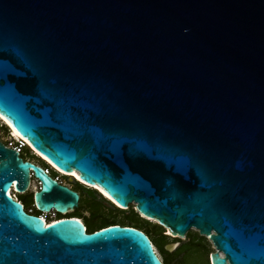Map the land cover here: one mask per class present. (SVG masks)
Returning a JSON list of instances; mask_svg holds the SVG:
<instances>
[{"label":"water","instance_id":"obj_1","mask_svg":"<svg viewBox=\"0 0 264 264\" xmlns=\"http://www.w3.org/2000/svg\"><path fill=\"white\" fill-rule=\"evenodd\" d=\"M0 115L210 264H264V0H0ZM30 173L38 211L78 208L0 141V264H163L139 229L27 213Z\"/></svg>","mask_w":264,"mask_h":264},{"label":"rangeland","instance_id":"obj_2","mask_svg":"<svg viewBox=\"0 0 264 264\" xmlns=\"http://www.w3.org/2000/svg\"><path fill=\"white\" fill-rule=\"evenodd\" d=\"M6 135L7 134H6L5 127L0 126V140L2 142L6 139ZM20 157L24 161H26V160L27 161H32L36 165H40V166L42 165V162L37 157L32 155L27 150V148H23V151L20 154ZM51 173H52V171H51ZM53 173L56 174L57 177L65 185L69 186L70 188L75 189L79 193L80 201L78 203V208H80V213H81V215L84 218H88L90 213L93 214L94 216L101 214L102 216L115 217V218H119V219L120 218L121 219L125 218L122 215L123 213H121L120 211L115 210L114 207H111L106 202L101 201L100 196L99 197L97 195L95 196L92 192L88 191V190H90L89 187H85V186H82V185H81L82 187L78 186L73 181L68 180V177L66 175H63L61 173H57L56 171H53ZM33 184L37 185V187H38V183L35 180L33 181ZM33 190L34 189L32 188V186H30V189L28 191H26L25 193H16V198L17 199L21 198V197L23 198V197H25L26 195H29V194L32 195ZM95 199L98 201V203L95 201ZM28 208H34L32 200H31V203H30ZM128 208H132V210L135 211L134 210V206L132 204H130L127 208L121 209V210H124L126 212L128 210ZM46 216L49 217L50 215L46 214ZM133 217L134 216H132V218ZM150 222L153 223L155 221H150ZM49 223L50 222H48L47 224H49ZM163 228H164L163 234L165 236H167L166 244H169V243L178 244L170 252H173L179 246V244H181L182 242H186L187 240H189L192 235L194 236L195 239H198L197 235L195 234L196 230H194V229H191V230L188 231L189 233H191L190 235H187V233H186L184 236H172L167 228H165V227H163ZM206 241L208 243V249L206 251L204 250V253H203V251H198V252H195V253H190V252L189 253H185V254H183L182 258L180 259L179 264H207V263L210 264L209 254H210V252L213 251V246H212V244L210 243V241L207 238H206ZM185 247H187V245L183 246V248H185ZM154 249H155V252L158 255V257L162 260L163 256L160 254L158 249L156 247H154ZM206 261H207V263H206Z\"/></svg>","mask_w":264,"mask_h":264},{"label":"trees","instance_id":"obj_3","mask_svg":"<svg viewBox=\"0 0 264 264\" xmlns=\"http://www.w3.org/2000/svg\"><path fill=\"white\" fill-rule=\"evenodd\" d=\"M73 182L77 184L78 186H81V184H79L78 182L76 181H73ZM88 191L92 192L95 196L96 195L98 197L100 196L96 191L92 189ZM100 199L101 201L106 202L111 207H114L115 210L123 213L122 215L125 218L119 219L115 217L102 216L101 214L94 216L93 214L90 213L88 218H86V222H85V226H86L85 229L87 232H92V231L98 230L108 225L128 226V227L139 229L143 231L149 237L153 246L156 247L158 251L160 252V254L163 256V259H162L163 264H179L180 259L182 258L183 254L189 253V252L195 253L198 251H203L204 253V250L206 251L208 249V243L206 241V238L203 236H199L198 233L195 232L198 239H195L194 236L192 235L189 240L179 244V246L173 252H168L164 248L166 245L167 236L163 234L164 228L162 226L158 225L155 222L152 223L144 219L136 211H133L132 208H128V210L125 212L124 210H121L113 206L108 201L101 198V196H100ZM17 200L20 201V198H18ZM79 201H80V197H79ZM95 201L98 203L96 199ZM36 216H39V215H36ZM132 216L134 217L132 218ZM61 218L63 217H58L56 220L61 219ZM71 218H79V217L71 216ZM190 234L191 233L187 232V235H190ZM184 245H187V247L183 248Z\"/></svg>","mask_w":264,"mask_h":264},{"label":"flooded vegetation","instance_id":"obj_4","mask_svg":"<svg viewBox=\"0 0 264 264\" xmlns=\"http://www.w3.org/2000/svg\"><path fill=\"white\" fill-rule=\"evenodd\" d=\"M1 141V140H0ZM40 160V159H39ZM41 162H42V165L40 166V165H38V166H40L43 170H44V172L45 173H47L50 177H52L53 179H55L59 184H61V185H64V186H67V185H65L58 177H57V175L56 174H54L53 173V170L48 166V164H46L44 161H42V160H40ZM30 162H32V161H30ZM33 163V162H32ZM33 164H35V163H33ZM51 171H52V173H51ZM66 177V176H65ZM33 180H35V181H37L34 177H31L30 178V182H29V186H28V188H27V190L26 191H28L29 189H30V186H31V181H33ZM68 188H70L69 186H67ZM70 189H72V190H74L73 188H70ZM25 191V192H26ZM25 192H22V193H25ZM25 196V195H24ZM31 200H32V202H33V192H32V195L31 194H29V195H26L25 197H21L20 198V202L22 203V205H23V209L26 211V212H28V213H30V214H32V215H44V212H40V211H38L36 208H35V204H34V202H33V207L34 208H28L29 207V205H30V202H31ZM71 216H77V217H79V218H77V219H79L83 224H84V226H85V222H86V218H84L82 215H81V213H80V208H76V209H74V210H72V211H68V212H66V213H63V214H59V213H56V219L58 218V217H63V218H71ZM45 222L46 221H48L49 220V218L48 217H46V218H44L43 219ZM85 228H86V226H85Z\"/></svg>","mask_w":264,"mask_h":264},{"label":"built area","instance_id":"obj_5","mask_svg":"<svg viewBox=\"0 0 264 264\" xmlns=\"http://www.w3.org/2000/svg\"><path fill=\"white\" fill-rule=\"evenodd\" d=\"M0 126L5 127V129H6V134L7 135H6V139L3 141V144L6 147H9V148L15 150L18 153V155H20L22 153L23 148H27V150L32 154V151L27 147V143H26L25 139L23 137H21V136H19V138L14 137L12 135V133L10 132L8 126H6L5 124H3V122L1 121V119H0ZM31 177H32V174L30 173V178ZM10 196H12L14 199L17 200V198H16V192L14 190H11V195ZM56 213L57 212H55L52 209V210L46 212V214H49L50 215L49 217L46 216L45 213H44V215H40V216H42L44 218H46V217L49 218V220L46 221V224H47L48 222L51 223L53 220H56Z\"/></svg>","mask_w":264,"mask_h":264},{"label":"bare ground","instance_id":"obj_6","mask_svg":"<svg viewBox=\"0 0 264 264\" xmlns=\"http://www.w3.org/2000/svg\"><path fill=\"white\" fill-rule=\"evenodd\" d=\"M0 119H1V121L3 122V124H5L6 126H8V128H9V130H10V132L12 133V135L14 136V137H16V138H19V134L17 133V131L13 128V126L8 122V120L6 119V118H4L2 115H0ZM25 139V138H24ZM25 141H26V143L29 145V146H31L28 142H27V140L25 139ZM32 147V146H31ZM33 148V147H32ZM33 150L35 151V153L36 154H38L41 158H43L48 164H50L52 167H54L57 171H59L61 174H63V175H68V176H71L73 179H78V180H80L79 179V177H78V173L76 172V171H72L71 173H65V172H62V171H60V170H58L54 165H52L44 156H42L39 152H37L34 148H33ZM34 181V180H33ZM33 181H31V186H32V188L34 189V190H36L37 189V185H34L33 184ZM81 182H83L82 180H80ZM37 183H38V185H39V182L38 181H36ZM84 184H86L85 182H83ZM87 186H90V187H92V188H95V189H97L99 192H100V194L104 197V198H106V199H109V200H111V201H113L106 193H105V191L104 190H102L101 188H99V187H97L96 185H89V184H86ZM11 190H15L14 188H11L9 191H8V193L11 195ZM16 191V190H15ZM17 192V191H16ZM19 193H21V192H19ZM114 202V201H113ZM133 206H134V204H133ZM44 213H46V212H44ZM142 216V215H141ZM54 221V220H53ZM151 221H154V220H152L151 219ZM46 224V223H45ZM172 236H174V235H172ZM153 245V244H152ZM154 247V246H153ZM155 250V249H154Z\"/></svg>","mask_w":264,"mask_h":264},{"label":"clouds","instance_id":"obj_7","mask_svg":"<svg viewBox=\"0 0 264 264\" xmlns=\"http://www.w3.org/2000/svg\"><path fill=\"white\" fill-rule=\"evenodd\" d=\"M27 147L32 151V155H34V156L37 157L38 159L44 161L46 164H48L43 158H41L38 154H36L35 151H34L30 146H28V144H27ZM48 166H49L53 171H56L57 173H60L59 171H57L56 169H54L50 164H48ZM76 182H78V183L81 184L82 186L89 187V186H86V185H84L83 183L77 181V179H76ZM89 188L92 189V190H94V191H96V192H97V193H98L103 199H105L106 201H108L110 204H112L113 206L119 208L114 202H112V201L109 200V199L104 198V197L100 194V192H99L97 189H95V188H91V187H89ZM119 209H121V208H119ZM40 217H42V216H40Z\"/></svg>","mask_w":264,"mask_h":264}]
</instances>
